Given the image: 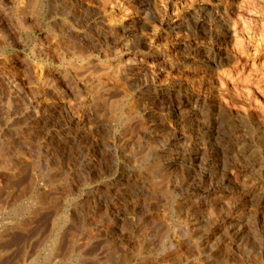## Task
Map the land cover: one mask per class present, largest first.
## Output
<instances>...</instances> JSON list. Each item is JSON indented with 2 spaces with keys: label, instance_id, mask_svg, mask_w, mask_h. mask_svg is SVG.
<instances>
[{
  "label": "rangeland",
  "instance_id": "rangeland-1",
  "mask_svg": "<svg viewBox=\"0 0 264 264\" xmlns=\"http://www.w3.org/2000/svg\"><path fill=\"white\" fill-rule=\"evenodd\" d=\"M263 20L0 0V264H264Z\"/></svg>",
  "mask_w": 264,
  "mask_h": 264
},
{
  "label": "bare ground",
  "instance_id": "bare-ground-1",
  "mask_svg": "<svg viewBox=\"0 0 264 264\" xmlns=\"http://www.w3.org/2000/svg\"><path fill=\"white\" fill-rule=\"evenodd\" d=\"M248 3V2H247ZM242 4V3H241ZM240 6V5H239ZM247 6V5H246ZM241 7V6H240ZM252 10V9H251ZM261 11V10H260ZM258 12V11H257ZM241 13V12H240ZM255 15V14H254ZM263 16V15H262ZM254 18V17H253ZM240 19V18H238ZM264 21V20H263ZM245 23V22H244ZM237 29V28H236ZM243 29V28H242ZM236 33V32H235ZM238 38V37H237ZM236 44V43H235Z\"/></svg>",
  "mask_w": 264,
  "mask_h": 264
}]
</instances>
